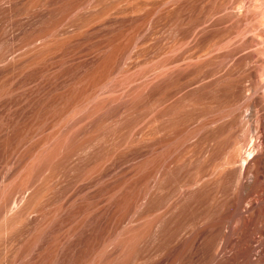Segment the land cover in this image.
Segmentation results:
<instances>
[{"label": "bare ground", "instance_id": "bare-ground-1", "mask_svg": "<svg viewBox=\"0 0 264 264\" xmlns=\"http://www.w3.org/2000/svg\"><path fill=\"white\" fill-rule=\"evenodd\" d=\"M47 1L0 0V72L3 70L1 64L5 63L4 65L11 75L12 63L10 62H12L14 56H18L17 54L21 52L22 48L26 53L24 54L22 51L23 55H27V52L31 50V37L35 33L32 31L31 20L34 19L32 15H36V12L40 11V14H42L40 16L44 17L41 11L46 10L45 7L48 6V3H51L50 0ZM65 1L61 0V3H58L60 6L64 3V7L68 5L66 8H69L71 23L75 30L78 27L76 26V23H78L75 17L76 11L81 7H87V4L90 5L92 0H84L83 2L81 0ZM195 1H197L196 6L193 5ZM55 2L57 1L55 0ZM194 2L190 5L188 2L186 4H182V2L181 4L186 7V10L190 7L192 10L193 6H198V0H194ZM52 3L54 4V0ZM203 4L205 7L203 22H205V25L202 24L203 22H199L202 20L201 18L195 17L199 20L197 21V19L187 18V16L185 18L189 22L190 28L174 32L181 34L182 37L186 34L188 36L193 30L195 33L197 31L195 28H200L201 30L199 29V32L195 34V36H199L197 40H194L196 38L192 36L194 38L192 41L194 43L193 48H195V41H198V38L201 41L196 42V46H201L204 40L200 38L202 36L206 37L205 44L207 42L211 45L214 42L217 47L214 44L213 48L204 44L205 47L209 46V49L199 46V48H202H198L199 51L202 50L199 56L194 52L199 57L197 59L194 55L189 56L193 54V51L192 53L189 52L190 49L187 57L186 49V52L182 50L183 45L180 46V50L185 52L186 57H184L182 51L174 53L171 46L170 52L173 53L170 54H173L172 56L167 54L169 57L165 59L162 56L161 58L164 60L159 59L161 63H158L157 59V62L155 61L157 64L147 69L146 73L142 70L145 73L144 77L149 73L150 76L153 75L154 77L151 82H144L142 85L148 86V88L143 87L148 92H153V89L158 90L155 95L151 93L152 98L150 97L151 99H147L148 101L144 103L145 110H149L151 107L165 101L168 102L176 95L177 91L182 90L181 92H183V89L188 88L183 94L182 100L189 107L195 108L202 105L205 109L206 120H142L143 124L141 123L142 126L139 128L137 139L139 150L133 152L132 159L130 158V163L128 162V170L125 171L124 178L116 187L117 189L106 192L111 191L107 194L108 197L106 195L108 199L105 201L108 204L106 205L109 207L110 202L113 201V205L111 204L113 208L109 209L105 206L108 212H106L108 216L104 215L105 219L102 214H98L99 218L93 217L96 222L97 219L95 218H98V224L102 219L106 220L105 222L101 221L104 222V227H102V223L101 225L97 224L96 228L91 227L94 232L90 234L91 236L89 235V243L85 242L87 245L84 244V241L88 238L85 227H75L76 229H73L76 232L80 230L77 232L79 235H81V231L84 232H81L82 235H87L86 239L85 236L83 237L85 248L78 245L77 249L75 245L76 249H73L72 244L70 245L69 239L71 237L69 236V239L65 237V240L67 238V242L70 243L64 241V236L55 240L61 241L63 239L62 244L64 242L69 244L64 243L63 245L66 244V247L61 246L62 244L59 247L60 242L58 244L55 242L56 245H54L52 239H57L59 236L55 238L56 234L53 237L51 235L50 240L53 241H50L51 246L53 244L55 248H58L54 253L52 251L53 249L55 251L54 247L51 250L50 244H47L49 247L45 245L48 248L47 251L50 249L47 254L52 255L54 253L52 257L49 254L47 255L46 258L50 259H46L49 261L47 264H112V257H115L114 262L120 261L121 264L123 261V264H143L144 261L147 264H264V0H204ZM182 5H179L180 8H182ZM34 7H37L35 11L33 10ZM194 9L193 12L197 11V9ZM160 11H163V9ZM190 12L192 13V11ZM42 18L41 20L44 19ZM44 22L40 23L44 24ZM198 22L201 26H204L200 27L197 24ZM61 24L63 23L61 22ZM82 28L80 26V29ZM81 33L79 32V34ZM46 36L44 34L43 37L46 38ZM18 42L21 43L22 48L18 47L19 45L16 44ZM14 45L18 46L15 47ZM62 46L61 48H63ZM215 47L216 49H214ZM253 47L256 48L251 49ZM26 48L28 51L25 52ZM210 48L213 49L212 52L214 53L206 58L205 54L207 55V50L211 52ZM18 49L19 52L15 55ZM177 49L173 50L177 51ZM205 51L206 53H204ZM202 52L204 55L202 57L206 58L205 60L200 57ZM22 53L18 57L26 59V56L23 57ZM201 58L203 60L201 64L204 68L207 67V70L203 67H201V70L197 69L201 66L199 63L200 65L197 67ZM196 60L198 61L195 66L197 68L194 67V75L183 77V73L189 70L187 68H190ZM192 61L193 63H191ZM103 64H106V62ZM152 64L155 63L152 62ZM119 65L116 64V66ZM113 67H111V71L117 68ZM202 68L204 71L206 70L203 74ZM183 69H185L184 72ZM111 71L104 72L105 76L103 78L106 79L104 83L108 77L110 78L115 74H112ZM197 71H200V73H197ZM111 78L113 79V76ZM111 78L107 82H110ZM6 79L5 81L12 80ZM2 80L5 82L4 79ZM10 83L12 85V82ZM100 84L104 85L103 82ZM131 85H133V82ZM6 88L7 90H5L8 93L9 86L7 85ZM10 88L9 91H12V88L11 90ZM95 89L97 90V88ZM125 89L122 91H126ZM129 90L132 89H128V93L131 92ZM12 92H10L11 95ZM114 101L116 102V100ZM97 181H100V179ZM101 216L102 218L99 220ZM91 222L93 223V221ZM96 222L92 225L94 226ZM47 226L44 229L45 231L48 229L46 231L48 233L49 228ZM105 228H107L106 232H104ZM90 231H88V234ZM77 233L76 235H78ZM77 238H80V240L77 239L79 242L83 240L80 236ZM68 246H71L72 249L67 248ZM141 258H145V260ZM137 260L143 262L138 263ZM120 262H117V264H120Z\"/></svg>", "mask_w": 264, "mask_h": 264}, {"label": "rangeland", "instance_id": "rangeland-1", "mask_svg": "<svg viewBox=\"0 0 264 264\" xmlns=\"http://www.w3.org/2000/svg\"><path fill=\"white\" fill-rule=\"evenodd\" d=\"M50 1L52 3L53 0ZM56 1L54 0V4L48 3V6L45 7L46 10L41 11L44 19L40 16L42 15L40 11L36 12L37 16L32 15V18H34H31L32 31L33 33L37 31V33L36 38L35 33L34 35L32 33L31 48L28 46L31 50L28 51L27 48L25 50V52L28 51L27 55H23L24 51L21 43H16L22 49L19 48L21 52H19V49L16 50L15 55L23 51L22 56H26V59L19 58V54L16 57L14 56L15 60L13 59L10 62L12 63L11 75L4 65L5 63L1 64L3 70L0 72V95L2 94L0 96V264H47L49 262L47 260L50 259L46 257L48 254L51 255L47 252H50V249L52 250L53 244L60 242L59 246L62 244L63 239L67 242L68 236L71 237L68 238L71 243L69 241L67 243L72 244L73 249H76L75 245L76 247L78 245L80 247L82 245L83 248L86 247L89 243L90 234L94 232L91 229L97 227L98 214H102L105 219V216H108L106 214L107 208H113L111 206L113 201L110 202L111 204L109 203L111 207H107L108 204L105 202L108 197L107 194L122 182L133 152L139 150L137 139L139 128L143 124L142 120H206L205 109L202 105L193 108L182 100L183 94L188 88L183 89V92H181L182 90L177 91L175 97L173 96L168 102L165 101L151 107L149 110H145L144 103L152 98L151 93L155 95L158 90L153 89V92H151V85L149 87L150 92H148L143 89L145 86L142 85L144 82H151L154 78L153 72H151L152 76L149 75L150 73L149 76L146 75L149 79L144 77L147 69L156 65L159 59L169 57L167 54L179 53V51H185L186 49L187 55H185L187 57L189 52L192 53V51L193 54H190V57L191 55L199 56L200 51H202H199V49L203 48L206 37H200L202 40L204 39L202 44L199 42L201 46H196V42L201 41L199 38L198 41H195V48L202 47L198 50L193 48L194 43L192 41L193 37L196 38L194 40L199 37L195 34L199 32L200 28H195L197 30L195 33L193 30L190 34L188 33V36L186 34L182 37L181 34L174 31L190 28L189 22L185 18L187 16V18L193 19H197L195 17L201 18L202 20L197 19V21L203 22L204 0H200V2L198 0V6H200H193L192 10L191 7L186 10V7L182 4L188 2L190 5L194 0H171V2L168 0L169 4L167 0H92L90 5H86L87 7H81L82 11L81 9L76 11L77 30H74L72 26L69 8H66L68 5L64 7L62 2L63 4L60 6L58 2L61 0ZM113 3H116V6ZM91 5L93 6L91 7ZM179 5H182L185 11ZM193 5L196 6L197 1ZM59 7L61 8L58 9ZM36 9L37 7H34L33 10ZM38 9L40 10L39 7ZM110 9L112 10L110 11ZM162 9L163 11H160ZM193 9H197V11L193 12ZM152 10L153 12H151ZM39 21L41 23L45 22L41 24ZM64 22H66V26ZM199 22L197 24L200 27L205 25V22L202 23L203 26ZM80 26L84 28L80 29ZM54 30L55 32H53ZM79 32L83 34H79ZM44 34L47 35L46 38L43 37ZM47 42H49L48 45ZM213 44L214 42L207 45L213 48L214 45L216 46V44ZM181 45H183L182 50H180ZM171 46L173 49H179L177 51L173 50ZM206 48L209 49V46H204V49ZM212 48H210L211 52L207 50L206 58L214 53ZM171 49L173 52H170ZM128 51L129 53H127ZM185 52H183V55ZM194 52L198 55L196 56ZM185 55L184 57H186ZM202 56H204L203 52L200 57ZM202 58L199 60L197 67L203 62ZM103 61L107 65L109 64L108 67L103 64L105 63ZM161 61L158 63H161ZM197 61L190 67L193 69L188 67L189 70H186V72H184L186 68L183 69V77L194 75ZM152 62L155 64H152ZM116 64H120L121 67L120 65L116 66ZM111 67L114 68L113 71L110 70ZM201 67L204 68L203 64L197 69L201 70ZM204 69L203 72L201 71L202 74L207 70L204 71ZM105 70L107 73L111 71L112 74L115 73L116 75L111 74L113 79L111 76L112 80L107 82L110 79L108 77L109 79L107 78L104 83V80H106L103 78ZM197 73H200V71H197ZM9 75L12 77L10 78ZM6 78L13 81H8ZM2 79L7 81L3 82ZM14 79L16 80L14 81ZM10 82L13 86L10 85ZM102 82L104 88L100 84ZM132 82L133 85H131ZM98 83L102 88L99 85L97 86ZM7 85L9 88L11 86L13 92L9 91L8 88L7 93ZM136 87L139 88L136 89ZM124 88H126V91H122ZM145 88H148V86ZM128 89H132L129 90L130 93H128ZM10 92H12V95ZM106 93L112 95L109 96ZM119 93L120 95H118ZM148 93L150 94L147 95ZM97 178L101 182L97 181ZM109 190L111 191L106 193ZM93 217H98L95 218L97 222L94 221ZM104 219L102 220L105 222ZM91 221L96 222L94 226ZM101 221L98 225L102 223V227H104V222ZM49 224L53 226L51 227ZM46 225H48L49 232L51 230L50 234L46 232L48 229L45 231ZM82 226L86 229V231L83 230L87 232V239V235H82L84 232L81 231L82 233L80 232L81 235H79L77 232L80 230L77 232L74 230L78 234L76 235L73 231V229ZM106 229L104 232H106ZM88 231H90L89 234ZM55 234V238L58 236L59 238H52L53 242L50 240V236L53 237ZM63 236L64 238L61 241H55ZM76 236H80L82 239L85 236L86 240L81 239L82 241L79 242L80 238ZM65 237H67L66 240ZM50 241L53 242L52 246ZM83 241L86 244L85 246H83ZM47 244H50L49 251H47ZM63 244L61 246L66 247V244ZM80 247L79 249L82 248ZM57 248L52 251L55 253ZM67 248H71V246ZM67 248L66 250H68ZM113 259H111L112 264ZM141 259L145 260V258ZM141 261H138V263H141ZM115 262L114 264H117L120 261ZM143 264L147 263L144 261Z\"/></svg>", "mask_w": 264, "mask_h": 264}]
</instances>
